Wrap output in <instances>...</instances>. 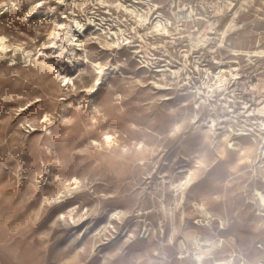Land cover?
Segmentation results:
<instances>
[{
	"label": "rangeland",
	"instance_id": "obj_1",
	"mask_svg": "<svg viewBox=\"0 0 264 264\" xmlns=\"http://www.w3.org/2000/svg\"><path fill=\"white\" fill-rule=\"evenodd\" d=\"M12 1L0 33L45 54L0 63V264H264V53L247 54L264 0H44L51 19ZM74 16L87 50L67 85L42 43ZM97 62L120 65L93 88Z\"/></svg>",
	"mask_w": 264,
	"mask_h": 264
},
{
	"label": "bare ground",
	"instance_id": "obj_2",
	"mask_svg": "<svg viewBox=\"0 0 264 264\" xmlns=\"http://www.w3.org/2000/svg\"><path fill=\"white\" fill-rule=\"evenodd\" d=\"M133 1H134V3H143V4H148V5L151 4L149 2L150 0H133ZM227 1L229 2L230 5L233 4L231 1H229V0H227ZM38 2H39V4H36L33 7H31V10H34V13L37 14V17L39 19H42V18L45 19V18L54 17L53 10L51 8L48 9V8L45 7L46 1L40 0ZM9 4L14 5L15 2L10 0V3H8V4H4V5L2 4L3 7L0 8V16L5 14V13H7L8 11H10V5ZM66 4L67 3H65V5ZM119 4H121L122 7H123L122 3H119ZM228 7H230V6H228ZM124 8L126 10H128L127 7H124ZM150 9H152V7H150ZM1 11H3V12H1ZM82 11H83V9H82ZM182 12H185V11H182ZM221 12H222L221 9L217 7V13L216 14L219 15ZM161 17H162V14H159V15L156 16L155 19H157V18H159V19L156 21V23L153 22V27L155 29H158L161 26V23H160L161 22ZM97 19L98 18H96L94 16H92V17L88 16L86 18V20L90 24H93L94 26L97 27L96 28L97 30H101L102 28H104L102 26L103 23L105 24V22L102 21L104 18H101L102 23L96 22ZM139 19H140V21H148L149 18L147 17V15L144 16V15L141 14ZM53 24H54V26L51 28V30L47 34L46 41H44L42 43V48H44V49H49V48L50 49L51 48L55 49L53 51L54 54H56L54 57L58 58L59 63H61V66H62V69H63L62 72H64V76L62 78H63V81H65V80L68 81V83H67V85H68L72 81V78L69 75H67L66 66H64V64H63V61H64L63 56H64L65 52L69 51V55H68L69 63H72L71 66L75 67L74 59L77 60L81 56L79 51L80 52L82 51L84 54L86 53L87 48L85 46V43H83V41L80 38H78L76 36V33H75V28L79 32H81L84 29L85 25L81 21L77 20L75 18V16L74 17H70V19H68L67 21L53 20ZM232 26H233V21L229 24L228 28L226 27L227 29L222 32V36H223L222 38H224L227 35V32H228L229 28H231ZM208 28H211V24H210V26ZM121 31H122V29H121ZM0 37L4 38V42L2 44H0V49H2V50H0V63L2 61H4L6 58H8L11 53H12V55H10L11 56L10 58H12L13 60H14V58H16V57L19 58V56L22 55V59H23L24 63L31 62L33 57L36 56L37 53H39L40 55H42V54L44 55L45 54L44 51L43 52H39L40 50H37L35 52V48L34 49H26V48H24V47H22L20 45H13V44L10 43L9 38L6 35H3L2 33H0ZM122 40L124 42L125 39L123 38ZM121 41L119 42V44L118 43L117 44L111 43V44H113V45L115 44V45L119 46ZM138 52H140V51L137 50L136 54ZM149 52L147 50L144 54L141 55V57H143L145 59L144 61L142 60V62H147V64H150L151 62H153L152 60L154 58L150 55L151 53L149 54ZM243 53L244 52H240V51L238 52L237 51L236 54H243ZM263 53H264V51L257 50V51H254L253 53H247V54H252L254 56H258V55H261ZM12 64H14V63L12 62ZM119 65L120 64H110L107 67V65H104L101 62H97L96 66H97L98 74H97V76L95 78V82H94L93 88H96L97 86L102 84V82L104 81V77L107 78L110 73L116 71L119 68ZM79 70L80 69H78V68L76 69V71H79ZM223 71H224L223 69H220V71L217 72L216 76L219 78V74H221ZM219 80L221 81V84L224 81L223 79L222 80L219 79ZM64 84H65V82H64ZM250 113L254 114L255 112L253 110ZM257 113L260 114V116H264V104H262L261 107L257 108ZM45 117L47 119H45ZM48 120H50L49 115L45 114L43 116V118H42V122H47ZM208 124H210L211 129L215 130L216 120L214 118H211L209 120ZM260 126H261L260 129L262 130V132L259 133V135L262 138V144H263L262 145V153H264V120L260 121ZM241 130H242V134L246 133V132H244L243 129H241ZM226 136H227V134H226ZM106 141H107L108 144H111L114 141V138L112 137V135H107L106 136ZM72 183L76 184L75 187H77L78 183H79V179L77 177H74ZM186 183H187V181L184 182L183 185H185ZM258 195L260 196V205L263 206V208H264V194L262 192L258 191ZM200 208L205 213V215H207L208 217H211L210 213L206 210L204 205H201ZM74 209H75V207L72 208L71 210H74ZM119 213L120 212L115 213V214L117 215ZM197 260H198V262L196 264H202V260H201L200 256H197Z\"/></svg>",
	"mask_w": 264,
	"mask_h": 264
},
{
	"label": "built area",
	"instance_id": "obj_3",
	"mask_svg": "<svg viewBox=\"0 0 264 264\" xmlns=\"http://www.w3.org/2000/svg\"><path fill=\"white\" fill-rule=\"evenodd\" d=\"M184 15H185V17H190V15L189 14H185L184 13ZM204 35L202 34V36L200 37V38H195V39H192L191 41V44L193 45V46H195V47H199V46H202L203 48L205 47V44H204V42L206 41V39H205V37H203ZM202 63V66H205V67H207V63H205V62H201ZM208 87H209V85H208ZM208 87H204V88H208ZM209 90V91H208ZM199 92H201V90H198ZM206 91L207 92H210L211 90L210 89H206ZM204 92H205V90L202 92V94H204Z\"/></svg>",
	"mask_w": 264,
	"mask_h": 264
},
{
	"label": "snow or ice",
	"instance_id": "obj_4",
	"mask_svg": "<svg viewBox=\"0 0 264 264\" xmlns=\"http://www.w3.org/2000/svg\"><path fill=\"white\" fill-rule=\"evenodd\" d=\"M3 42H4V38H3V37H0V44H2ZM0 50H2V49H0ZM75 71H76L75 68H73L72 66H68V65H66V72H67V75H69V76L74 75V74H75ZM64 82H65V84L68 83L67 80H65ZM45 119H47V118L45 117Z\"/></svg>",
	"mask_w": 264,
	"mask_h": 264
}]
</instances>
